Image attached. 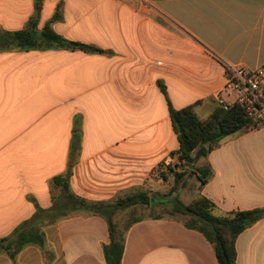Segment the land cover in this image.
Segmentation results:
<instances>
[{"label":"crops","instance_id":"crops-1","mask_svg":"<svg viewBox=\"0 0 264 264\" xmlns=\"http://www.w3.org/2000/svg\"><path fill=\"white\" fill-rule=\"evenodd\" d=\"M42 2L39 29L59 8L54 30L101 51H0V238L37 207L51 208L53 197L63 200L52 180L68 171L72 192L88 201L139 191L154 198L164 185L154 171L164 160L176 169L170 154L180 146L170 105L193 106L207 119L220 96L233 99L226 66L264 64V0ZM35 5L0 0V31L24 29ZM198 165L213 175L201 190L194 185L185 204L203 195L217 216L264 207V128L227 137ZM141 208L148 207L134 211ZM119 229L122 264H219L214 245L181 218L137 216ZM43 230L51 254L29 245L15 261L1 254L0 264H108L106 218L79 211ZM236 248V264H264V218L238 236Z\"/></svg>","mask_w":264,"mask_h":264},{"label":"trees","instance_id":"trees-1","mask_svg":"<svg viewBox=\"0 0 264 264\" xmlns=\"http://www.w3.org/2000/svg\"><path fill=\"white\" fill-rule=\"evenodd\" d=\"M42 3V0H36L35 13L24 29L15 32L0 31V51L48 49L101 51L94 46L68 40L54 30L53 23L62 19L59 8L53 18L39 29ZM170 117L180 146L177 151L170 154V158H177L176 169L164 160L154 171L159 172L157 178L164 182L169 181L167 169L174 176L175 184L164 197L167 198V203L172 204L174 213L188 217L186 225L189 228L203 233L214 245L219 264H236L237 238L247 228L264 218V207L237 210L224 216H217L214 213L215 203L203 195L197 196L189 204H185L177 196L173 198L171 196L177 186H186L187 177L193 175L199 180L201 190L211 179L213 170L209 165L201 166L198 163L220 147L227 137L240 131L248 132L250 119L239 105L227 109L219 106L207 119H201L193 106L175 109L170 105ZM70 175L71 171H68L52 180L53 188L62 190L63 200L53 197L54 205L51 208L37 207L36 213L30 219L21 223L12 234L0 238V255L6 254L15 261L26 246L36 245L48 256L51 250L48 248L43 227L74 212L88 211L106 218L109 223L111 242L104 247L107 263L122 264L125 231L119 229V221L115 220L114 214L138 205L148 206L151 200L149 194L147 191H139L112 203L92 202L72 192Z\"/></svg>","mask_w":264,"mask_h":264},{"label":"built area","instance_id":"built-area-1","mask_svg":"<svg viewBox=\"0 0 264 264\" xmlns=\"http://www.w3.org/2000/svg\"><path fill=\"white\" fill-rule=\"evenodd\" d=\"M226 89L232 100L218 98L225 109L239 105L250 119L249 131L264 128V64L255 69L241 65L226 66Z\"/></svg>","mask_w":264,"mask_h":264},{"label":"rangeland","instance_id":"rangeland-1","mask_svg":"<svg viewBox=\"0 0 264 264\" xmlns=\"http://www.w3.org/2000/svg\"><path fill=\"white\" fill-rule=\"evenodd\" d=\"M189 178V177H188ZM175 184L174 180H172V182L166 183L164 182V185L162 187V191H160L158 194L153 195L154 198H151L150 204L146 207L148 208H141L142 210H135L134 208L133 210L129 209H125L119 212V214H117V216H115V220L119 221V227L122 229L125 227V225L132 219L135 218L137 216L142 217V216H149V215H155V216H169V217H177V218H181L185 221L188 220V217H185L181 214H177L174 213V209L172 204L170 203H160L161 200L158 199L159 196L162 197V199L164 198L165 195L169 194V192L171 191V188L173 187V185ZM199 186L200 182L197 178H191L189 179L188 183L186 186H177L175 188V192L173 193V196H171L172 198L174 196L179 197V199L183 202H188L195 193V188L194 185ZM182 189L181 193H178L179 189ZM160 197V199H161ZM137 207V206H136ZM138 207H145L142 205H138Z\"/></svg>","mask_w":264,"mask_h":264}]
</instances>
